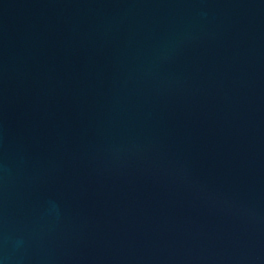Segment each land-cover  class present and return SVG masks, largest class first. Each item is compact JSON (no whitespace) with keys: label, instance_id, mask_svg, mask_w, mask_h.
I'll return each instance as SVG.
<instances>
[{"label":"water","instance_id":"water-1","mask_svg":"<svg viewBox=\"0 0 264 264\" xmlns=\"http://www.w3.org/2000/svg\"><path fill=\"white\" fill-rule=\"evenodd\" d=\"M0 264H264V0H0Z\"/></svg>","mask_w":264,"mask_h":264}]
</instances>
